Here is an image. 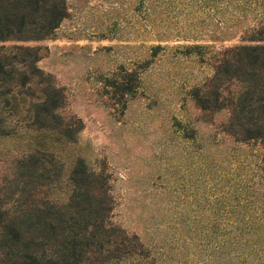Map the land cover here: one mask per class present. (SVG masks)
Listing matches in <instances>:
<instances>
[{"label": "rangeland", "instance_id": "obj_1", "mask_svg": "<svg viewBox=\"0 0 264 264\" xmlns=\"http://www.w3.org/2000/svg\"><path fill=\"white\" fill-rule=\"evenodd\" d=\"M63 1L65 16L45 38L0 41L38 48L35 64L62 96L57 114L76 129L74 142L53 144L63 169L54 196L65 195L82 157L107 175L109 222L146 249L144 262L127 264H259L257 233L235 236L233 214L215 221L214 213L223 206L215 199L234 187L264 191L254 189L264 180L263 145L236 141L224 130L228 109L204 110L196 94L218 88L227 104L242 89L212 78L228 49L262 42L249 37L264 22V0ZM25 131L0 136V184L33 135ZM224 226L229 251L212 258L214 229Z\"/></svg>", "mask_w": 264, "mask_h": 264}, {"label": "trees", "instance_id": "obj_2", "mask_svg": "<svg viewBox=\"0 0 264 264\" xmlns=\"http://www.w3.org/2000/svg\"><path fill=\"white\" fill-rule=\"evenodd\" d=\"M64 16L63 0H0V41L43 39ZM249 40L262 42L228 49L230 57L219 61L212 78L216 87L221 79H235L242 89L227 104L218 88L210 96L196 94V100L204 110L226 107L224 130L236 141L259 139L264 150V22L253 29ZM13 47L14 51L0 46V136L20 138L19 128L33 135L20 147L11 173L3 175L0 184V264H127L133 258L144 262L146 249L137 236L109 222L111 199L103 171L77 157L67 172V192L54 196L63 169L53 144L74 142L76 129L63 124L57 114L62 96L36 66L38 48ZM33 79L42 84L39 92L30 85ZM25 96L32 98L29 104ZM46 133L54 135L51 141L39 138ZM250 187H234L228 196L216 198L215 204L223 206L214 213L215 221L233 214L239 223L235 236L257 233L261 241L256 244L264 247V191L247 194ZM261 187L264 180L254 189ZM232 198L237 212L227 209ZM224 229L221 234L214 229L219 240L214 242L212 258L229 251L224 237L231 231ZM260 251L259 264H264V248Z\"/></svg>", "mask_w": 264, "mask_h": 264}]
</instances>
